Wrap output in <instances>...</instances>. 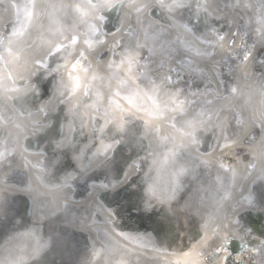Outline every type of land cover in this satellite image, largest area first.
<instances>
[{
	"label": "bare ground",
	"instance_id": "bare-ground-1",
	"mask_svg": "<svg viewBox=\"0 0 264 264\" xmlns=\"http://www.w3.org/2000/svg\"><path fill=\"white\" fill-rule=\"evenodd\" d=\"M118 3V19H106ZM2 40L0 130L13 156L0 161V264H37L52 247L61 264L255 260L247 248L229 256L228 242L255 244L238 227L264 205V0H0ZM49 77L56 85L38 99ZM26 95L34 110L20 105ZM62 112L63 135L46 139ZM123 123L147 142L133 134L120 172ZM221 157L228 174L215 169ZM143 183L142 214L169 213L200 236L165 242L100 200L126 191L130 201ZM11 199L29 202L28 225L1 223ZM54 216L83 242L48 232Z\"/></svg>",
	"mask_w": 264,
	"mask_h": 264
},
{
	"label": "rangeland",
	"instance_id": "rangeland-1",
	"mask_svg": "<svg viewBox=\"0 0 264 264\" xmlns=\"http://www.w3.org/2000/svg\"><path fill=\"white\" fill-rule=\"evenodd\" d=\"M47 84V81H43L41 80V85H45ZM22 106H26L27 108H30L31 110H34L36 108V106H34V103L31 102L29 96H25L23 99L22 104H20ZM7 118L10 120V114L6 113ZM132 129V125L129 126ZM130 134V133H128ZM140 134V133H139ZM5 137L1 139L0 141V161H6L10 158H12L13 156V148H10L9 145L5 142ZM122 152L121 147H119L117 149V151L115 152V156L118 158L120 153ZM124 152V151H123ZM68 160V156L64 158V161L66 162ZM52 171V170H51ZM50 171V172H51ZM117 194L118 192H114L111 195H109V201L111 203V205H115L117 202L122 201L121 199L117 200ZM117 200V201H116ZM133 206H131L130 208H128V201L127 200H123L124 206L123 209L125 210L123 213H121V215L125 216L130 214L128 211L130 210H138L139 208L137 207L138 204L136 205V197H131ZM17 201L16 200H10L9 203L7 204L5 211L3 213V218L1 220L2 224H5L8 222V217L7 214L9 215L10 213H12L13 209L17 208L16 205ZM10 217V216H9ZM151 219H156L159 220L158 222V228L161 230H165L168 232L169 237L171 238V241L167 240L165 238V236H162L161 239L165 242H169V243H178L179 241L178 236L183 237V239H187L190 238V236L193 234V230L196 228V224L194 225H184L183 227L179 225V223L176 222V220H174V216L169 215L168 213L165 212H160V210H157L155 214L150 215L149 216ZM128 218V217H126ZM63 219H60L59 217L54 218L46 227L47 231L50 232L52 235L58 233V229H60V227L58 225L62 224ZM151 227L154 228V225L151 224ZM63 231L65 232V234H62L61 236H57V239H62L63 241H66V243L68 241H74L75 244L81 243L83 242V239L75 234L72 233H68L66 230L63 229ZM249 232V231H248ZM251 233V232H250ZM253 236H251L252 238ZM184 241V240H183ZM182 240H180V242L183 243ZM52 246V244H50ZM50 246V247H51ZM67 245L65 244V248L64 250H66ZM263 251V250H262ZM264 253V251H263ZM48 259L51 260V262H56L58 260V256L57 253L54 250V247H52L48 254H43L40 258L39 261L43 262L44 260L47 261ZM67 261H71L70 258H67ZM59 263L61 264V261L59 260Z\"/></svg>",
	"mask_w": 264,
	"mask_h": 264
},
{
	"label": "water",
	"instance_id": "water-1",
	"mask_svg": "<svg viewBox=\"0 0 264 264\" xmlns=\"http://www.w3.org/2000/svg\"><path fill=\"white\" fill-rule=\"evenodd\" d=\"M98 1L99 0H92V2L93 3H98ZM120 7H116L115 9H113L112 11H111V13L108 15V17L109 18H113V17H115L117 14H118V9H119ZM202 20H203V17H202ZM54 85V82H52V85H51V87ZM49 92V90L47 89L46 90V93H48ZM61 133H62V128H59V130L57 131V135L59 136V135H61ZM30 147L31 148H34L35 147V145L34 144H30ZM27 216H29V213L27 214ZM233 253H236L237 251H239V247L238 246H236L233 250Z\"/></svg>",
	"mask_w": 264,
	"mask_h": 264
},
{
	"label": "snow or ice",
	"instance_id": "snow-or-ice-1",
	"mask_svg": "<svg viewBox=\"0 0 264 264\" xmlns=\"http://www.w3.org/2000/svg\"><path fill=\"white\" fill-rule=\"evenodd\" d=\"M160 6H164V0H158ZM123 5H110L109 7H122Z\"/></svg>",
	"mask_w": 264,
	"mask_h": 264
}]
</instances>
